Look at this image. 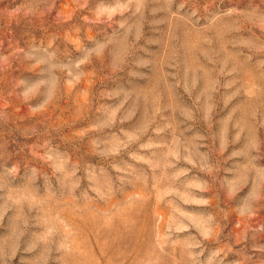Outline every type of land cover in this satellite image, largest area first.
I'll return each mask as SVG.
<instances>
[{"label": "rangeland", "instance_id": "1", "mask_svg": "<svg viewBox=\"0 0 264 264\" xmlns=\"http://www.w3.org/2000/svg\"><path fill=\"white\" fill-rule=\"evenodd\" d=\"M0 264H264V0H0Z\"/></svg>", "mask_w": 264, "mask_h": 264}]
</instances>
